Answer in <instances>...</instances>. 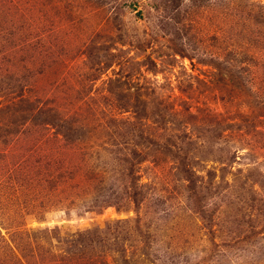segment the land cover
<instances>
[{"label": "rangeland", "instance_id": "rangeland-1", "mask_svg": "<svg viewBox=\"0 0 264 264\" xmlns=\"http://www.w3.org/2000/svg\"><path fill=\"white\" fill-rule=\"evenodd\" d=\"M262 208L264 0H0V264H264Z\"/></svg>", "mask_w": 264, "mask_h": 264}, {"label": "trees", "instance_id": "trees-1", "mask_svg": "<svg viewBox=\"0 0 264 264\" xmlns=\"http://www.w3.org/2000/svg\"><path fill=\"white\" fill-rule=\"evenodd\" d=\"M238 63H239L238 61L235 62L236 65H238ZM233 66H234V65H233ZM230 69H231V67H230ZM241 70H243V69H241ZM221 71L223 72L224 70H221ZM229 71H230V70H229ZM243 72H244V70H243ZM231 73L234 74V75L236 74V76H237L236 81H237V82H241V81L243 80V79H242V75H243V73L240 72V69L235 70V68L232 67V69H231ZM241 83H242V82H241ZM229 84L235 85V76H234V82L229 83ZM241 87H243L242 84H240L239 87L237 86V88H240V89H241ZM142 134H143V133H142ZM142 134H141V135H142ZM65 176H66V175H63V178H64ZM51 179H53L52 176H51ZM260 209H261V208H259L258 210H260ZM262 210L264 211V208H262ZM107 231H108V230H107ZM89 233H90V235H94V234L96 233V230H94V232H91V230H90ZM235 237H238V236H235ZM229 240L236 241L235 238H231V239L229 238ZM216 246H217V244L214 246L215 249H216V251H217V247H216ZM217 254H218V252H217ZM217 254H216V255H217Z\"/></svg>", "mask_w": 264, "mask_h": 264}]
</instances>
